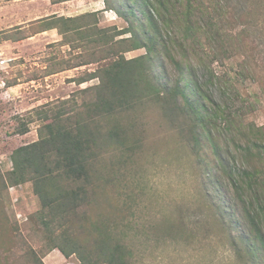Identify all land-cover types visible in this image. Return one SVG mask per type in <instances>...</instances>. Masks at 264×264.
<instances>
[{
    "label": "rangeland",
    "instance_id": "rangeland-1",
    "mask_svg": "<svg viewBox=\"0 0 264 264\" xmlns=\"http://www.w3.org/2000/svg\"><path fill=\"white\" fill-rule=\"evenodd\" d=\"M57 1L0 0V264H79L76 256L49 251L32 183L11 186L7 177L13 152L39 139L47 123L41 117L44 111H55L64 100L80 104L90 97L81 90L97 85V79L81 85L72 80L104 64L106 47L75 34L68 43L57 30L23 38L39 29L37 20L52 15L97 12L99 28L109 34L128 28L116 9L132 16L125 11L130 0L127 5L119 0ZM247 12L249 67L257 71L256 81L240 68L242 56L215 62L212 68L222 87L234 95V104L245 110L247 121L264 126V0H248ZM145 53L140 49L125 57ZM68 65L79 67L52 74ZM161 74L163 84L177 76L170 66ZM213 90L221 100L220 91ZM120 121L125 128L134 125L127 135L131 150L104 155L99 166L105 181L98 205L89 212L92 222L112 225L131 250L130 264H264L230 184L184 143V132L168 125L160 107L140 108ZM204 156L213 160L211 153Z\"/></svg>",
    "mask_w": 264,
    "mask_h": 264
},
{
    "label": "trees",
    "instance_id": "trees-1",
    "mask_svg": "<svg viewBox=\"0 0 264 264\" xmlns=\"http://www.w3.org/2000/svg\"><path fill=\"white\" fill-rule=\"evenodd\" d=\"M68 1L72 0L56 3ZM247 3L130 0L125 11L131 19L121 7L115 10L125 17L128 28H115L110 34L99 28L97 12L36 21L39 29L23 39L57 30L68 43L73 34L90 44L103 43L107 53L101 59L106 62L96 71L72 80L81 85L97 79V85L81 90L90 97L80 104L76 99L64 100L55 111H44L41 117L47 123L39 139L20 146L11 156L13 169L7 181L11 186L32 183L40 199L39 220L49 251L76 256L79 264H130L131 250L112 225L92 222L90 210L98 205L105 181L99 166L104 155L131 150L127 135L134 125L125 128L120 120L152 105L162 109L172 129L184 132V143L194 147L206 167H215L230 184L249 237L264 255V126L247 121L245 110L234 104V95L222 87L212 68L215 62L242 56L240 68L256 81L257 71L249 67ZM140 49L146 53L125 57ZM165 66L177 74L171 84L162 83ZM75 67L79 66L68 65L52 74ZM214 87L221 100L215 98ZM204 153H211L213 160L208 161Z\"/></svg>",
    "mask_w": 264,
    "mask_h": 264
},
{
    "label": "crops",
    "instance_id": "crops-1",
    "mask_svg": "<svg viewBox=\"0 0 264 264\" xmlns=\"http://www.w3.org/2000/svg\"><path fill=\"white\" fill-rule=\"evenodd\" d=\"M48 32V31H47ZM47 32H44V33H47ZM44 33H40V34H44ZM28 39V38H27Z\"/></svg>",
    "mask_w": 264,
    "mask_h": 264
},
{
    "label": "built area",
    "instance_id": "built-area-1",
    "mask_svg": "<svg viewBox=\"0 0 264 264\" xmlns=\"http://www.w3.org/2000/svg\"><path fill=\"white\" fill-rule=\"evenodd\" d=\"M1 63H4V62H1Z\"/></svg>",
    "mask_w": 264,
    "mask_h": 264
}]
</instances>
